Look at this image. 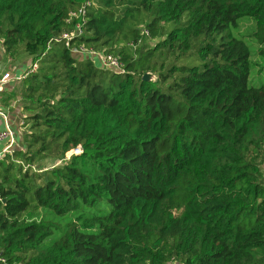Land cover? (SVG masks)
I'll return each mask as SVG.
<instances>
[{"label":"trees","instance_id":"trees-1","mask_svg":"<svg viewBox=\"0 0 264 264\" xmlns=\"http://www.w3.org/2000/svg\"><path fill=\"white\" fill-rule=\"evenodd\" d=\"M84 1L0 0L7 60L39 65L18 82L24 143L0 160L7 263L264 264V84L235 33L253 18L264 60V0H93L72 42L125 72L60 39Z\"/></svg>","mask_w":264,"mask_h":264},{"label":"built area","instance_id":"built-area-1","mask_svg":"<svg viewBox=\"0 0 264 264\" xmlns=\"http://www.w3.org/2000/svg\"><path fill=\"white\" fill-rule=\"evenodd\" d=\"M94 4L93 0H85L78 8L70 11L66 21L72 27L70 31H65L60 36V39H64L66 44L71 48L72 52L81 55H88L94 62V57L99 56L101 58V67L105 69L114 70L117 72H125V68L119 56L112 53H106L104 51L95 50L93 47H89L85 43L72 42L74 39L82 37L84 35L85 26L88 22L89 8ZM143 34L149 36V31L144 29ZM141 41V40H140ZM132 46H136V43H131ZM39 68L38 63H34L29 67V72H34ZM27 70V71H28ZM24 74H18L13 71L10 66L2 68L0 71V94L3 93L5 87L10 82L22 81L29 72ZM19 127L21 128L20 135L24 134L26 130L25 116H20ZM15 123L10 117V113L0 105V160H3L7 154H11L20 145L17 143L15 135ZM82 152V147L78 146L67 153V157L72 154H78ZM0 263L8 264L5 257L0 252Z\"/></svg>","mask_w":264,"mask_h":264},{"label":"rangeland","instance_id":"rangeland-1","mask_svg":"<svg viewBox=\"0 0 264 264\" xmlns=\"http://www.w3.org/2000/svg\"><path fill=\"white\" fill-rule=\"evenodd\" d=\"M255 31H256V22L251 17L241 18L238 22L237 28L235 29V33L248 43L252 51L253 69L250 76V84L253 86H261L264 84V60L263 57L258 52L260 46L258 45V42L255 40L254 37ZM26 61H30V60H26ZM155 78L156 77H154L153 79ZM0 99H1V94H0ZM15 135H16L17 143L20 146H22L24 143L22 140V136H19V133H17L16 131H15ZM70 157L71 156H68L66 159H69ZM61 162L62 161H58L56 159H47L43 161L42 164L43 167H54L55 165H59ZM55 219L57 220L58 218L55 217ZM64 221L66 220L64 219L63 222ZM169 264H181V263H178V261L173 259L172 262H170Z\"/></svg>","mask_w":264,"mask_h":264},{"label":"crops","instance_id":"crops-1","mask_svg":"<svg viewBox=\"0 0 264 264\" xmlns=\"http://www.w3.org/2000/svg\"><path fill=\"white\" fill-rule=\"evenodd\" d=\"M80 58H90L88 55H81ZM94 63L101 67V58L99 56L94 57ZM24 66L16 67L15 65L9 64V60H7V57L5 55V49L2 43H0V71L2 68L6 66H10V68L13 69L14 72L21 73L26 67H28V63L25 65V61L23 63ZM22 89V84L18 82H10L6 85L5 90L1 94V101L0 105L6 109L10 113V117L12 118L13 122L15 123V131L19 133V136L21 133V128L19 127V118L20 116H26L22 110V106L18 101L20 100V96L18 93ZM16 93V95L13 97V93ZM7 100V101H6ZM8 102V103H7ZM25 132V131H24Z\"/></svg>","mask_w":264,"mask_h":264},{"label":"water","instance_id":"water-1","mask_svg":"<svg viewBox=\"0 0 264 264\" xmlns=\"http://www.w3.org/2000/svg\"><path fill=\"white\" fill-rule=\"evenodd\" d=\"M155 76L152 74V73H146L144 76H143V79L144 80H151L153 79Z\"/></svg>","mask_w":264,"mask_h":264}]
</instances>
